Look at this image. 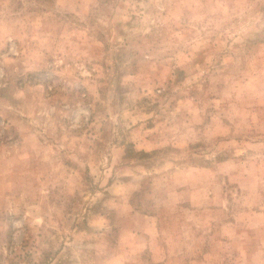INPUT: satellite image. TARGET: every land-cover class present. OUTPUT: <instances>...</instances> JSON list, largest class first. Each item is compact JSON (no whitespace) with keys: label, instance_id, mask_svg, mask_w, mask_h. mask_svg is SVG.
<instances>
[{"label":"rangeland","instance_id":"obj_1","mask_svg":"<svg viewBox=\"0 0 264 264\" xmlns=\"http://www.w3.org/2000/svg\"><path fill=\"white\" fill-rule=\"evenodd\" d=\"M0 264H264V0H0Z\"/></svg>","mask_w":264,"mask_h":264}]
</instances>
